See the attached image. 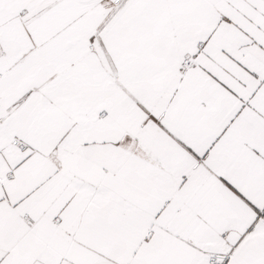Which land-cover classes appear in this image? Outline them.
<instances>
[{
	"label": "snow or ice",
	"instance_id": "6c2138e0",
	"mask_svg": "<svg viewBox=\"0 0 264 264\" xmlns=\"http://www.w3.org/2000/svg\"><path fill=\"white\" fill-rule=\"evenodd\" d=\"M0 264H264V0H0Z\"/></svg>",
	"mask_w": 264,
	"mask_h": 264
}]
</instances>
